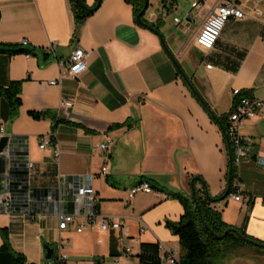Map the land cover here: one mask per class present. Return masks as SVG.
Masks as SVG:
<instances>
[{
    "label": "crops",
    "instance_id": "obj_1",
    "mask_svg": "<svg viewBox=\"0 0 264 264\" xmlns=\"http://www.w3.org/2000/svg\"><path fill=\"white\" fill-rule=\"evenodd\" d=\"M225 1L246 17L228 19L215 46L205 50L195 35ZM95 2L85 0L89 7ZM135 17L126 0H102L76 26L69 0H0V43L25 40L35 52L0 54V87L21 82L15 113L0 96L7 151L0 155V195L9 197L8 207L0 204V228L28 263L48 264L44 245L56 247L53 261L67 242L61 248L65 264H138L142 242L158 243L162 253L180 259L178 238L165 222H177L183 206L167 193L190 195L193 177L204 181L212 198L226 190L229 150L210 113L226 116L235 88L264 101V0H148L143 19L157 24L161 37ZM76 48L88 58L86 70L73 79L67 61ZM239 131L253 144L239 169L243 196L252 199L244 203L229 195L213 206L225 223L245 222L247 235L264 240V170L256 162L264 156V113L245 119ZM42 136L59 145L58 160L51 146L39 148ZM101 143L108 146L106 158ZM90 181L99 214L122 221V228L102 230L97 220L82 232L75 224L59 230L51 202L72 211L74 188ZM141 182L157 194L139 192L128 201V190Z\"/></svg>",
    "mask_w": 264,
    "mask_h": 264
},
{
    "label": "trees",
    "instance_id": "obj_2",
    "mask_svg": "<svg viewBox=\"0 0 264 264\" xmlns=\"http://www.w3.org/2000/svg\"><path fill=\"white\" fill-rule=\"evenodd\" d=\"M101 1L102 0H96L95 4L92 7H89L85 3V0H69L76 26L81 24L92 14ZM126 1L132 5L135 15L141 11L144 5V0ZM142 20L148 25L158 28L157 24L146 22L143 19V16ZM34 53L33 49L26 48L25 45L21 43H0V54L11 56L16 54L32 55ZM20 84V81H13L7 87H0V96L8 102L11 113H15L21 103L19 98ZM192 91L197 96L195 91ZM242 95L246 96L247 94L242 93ZM198 100L209 111L202 99L198 97ZM31 115L34 118H40L43 114L31 112ZM210 115L219 123L224 135V141L231 152L232 158L233 150L225 126L226 116L215 117L212 113H210ZM231 163L232 162L229 160L228 167ZM227 179L228 170L226 173V187L228 185ZM235 179L241 181L239 175L236 174L235 167L232 166L229 194L227 196L232 193V184ZM200 182L204 184L200 188H196L195 184L197 181L194 182L195 199H192L191 193L188 196H183L177 192L167 193L170 198L178 199L183 206V213L177 222H165L166 227L178 238L182 250L179 264H220L228 252L245 247L247 244H253L251 243L252 241L256 242L257 244L255 246L260 248L257 251L264 253V240H259L247 235L245 231V222L241 227H236L227 224L222 220L220 212L213 206L218 198L216 199L210 196L206 197L205 183L201 178ZM251 199L252 198L249 195V200L251 201ZM95 209L97 210L96 205ZM245 220L246 218L244 221ZM206 226L210 230H208ZM227 229H233L235 231L229 232L222 240H216L210 232L212 231L213 233L220 235ZM0 234L2 236V244L0 245V264H34L28 263L24 255L12 250L8 241L6 229L0 228ZM136 258L138 264H163L159 244L155 242H142L139 246ZM50 264L58 263L52 262Z\"/></svg>",
    "mask_w": 264,
    "mask_h": 264
},
{
    "label": "built area",
    "instance_id": "obj_3",
    "mask_svg": "<svg viewBox=\"0 0 264 264\" xmlns=\"http://www.w3.org/2000/svg\"><path fill=\"white\" fill-rule=\"evenodd\" d=\"M192 8L198 9L200 4L198 2L192 3ZM193 14V11L190 13ZM256 14H259V11H256ZM246 17V14L240 7L233 1H225L218 4L213 10L212 14L202 23L201 27L195 35V40L197 43L203 47L205 50H210L215 46L216 41L220 37L222 30L226 21L230 18L240 20ZM175 23H180L178 18L174 19ZM189 30L187 24L183 27V32L186 33ZM21 44H27L25 40ZM52 48V47H51ZM87 58L88 53L84 52L81 48H76L67 61V68L69 76L73 79H76L80 74H82L87 68ZM210 67V65H207ZM52 83H55L52 81ZM234 96V102L232 109L226 115L225 126L226 132L231 141V146L233 150L232 156V166L236 169V174L239 175V169L242 161L251 156L253 153V144L252 141L244 137L239 129L242 122L245 119L252 118L259 113H264V101L255 99L249 96L242 95L240 89L235 88L232 91ZM67 105H71L70 101H65ZM3 136V128L0 127V139ZM39 148H45L48 146L52 147V152L55 160H58L60 157V148L58 144H55L52 139L46 137H40L38 139ZM99 148L102 151L104 158L107 157L109 151L106 143L99 144ZM7 154L6 150H1L0 155L5 156ZM256 162L264 170V156H257ZM32 166L31 163L27 165L28 168ZM106 166L100 168V174H106ZM243 185L241 181L235 179L232 184V193L230 196L235 201H242L244 203H249V195L243 196ZM145 192V193H156L154 189L150 186L148 182H141L133 186L128 190L127 200H131L136 193ZM168 196V195H167ZM166 196V197H167ZM169 197V196H168ZM260 201L264 204V193L259 196ZM9 197L7 194L0 195V204L7 206L9 205ZM56 200L53 199L52 204V213L57 218V227L59 230H66L70 227L71 224H75V231L82 232L88 224H94L96 221H99V227L102 230H117L122 228V221L112 219L111 217L102 216L95 209L96 195L95 191L91 185V181L77 185L74 188L72 195V211H65L60 209L58 206L55 209L54 205ZM69 242L66 244H60L58 246L59 253L57 257L50 263H65L67 260V255L61 251L63 246H68ZM161 252V259L163 264H179V259L173 254L168 253L167 251L163 252L164 247L159 245ZM48 263V264H50ZM97 264H121L118 259L112 261L98 260Z\"/></svg>",
    "mask_w": 264,
    "mask_h": 264
},
{
    "label": "water",
    "instance_id": "obj_4",
    "mask_svg": "<svg viewBox=\"0 0 264 264\" xmlns=\"http://www.w3.org/2000/svg\"><path fill=\"white\" fill-rule=\"evenodd\" d=\"M147 7H148V0H144L143 8H142L141 11L136 15L135 20H136V22H137L138 24H141V25L146 26L148 29L152 30L154 33L158 34V35L161 37L159 31H158L156 28H154V27L148 25L147 23H145V22L142 20V16L144 15V13H145ZM176 65H177V64H176ZM181 74H182V76L184 77V79L187 81V83H189L187 77H186L183 73H181ZM189 86L192 88V86L190 85V83H189ZM5 143H6V138H5V137H4V138H1V139H0V151L2 150V148H3V146H4ZM228 150H229V148H228ZM229 160H230V162H232L231 152H230V151H229ZM231 167H232V163H231V164L229 165V167H228V179H227L228 185H227V187H226L225 192L223 193V195H221V196L218 198V200H222V199H224V198L229 194V183H230ZM195 181H200V178H199V177H193V178L190 180V193H191L192 199H195V197H194V182H195ZM203 185H204V184H203ZM205 195H206V197L209 196V195H208V191H207L206 186H205ZM206 228H207L208 230H210L207 226H206ZM232 231H235V230H233V229H227L223 234H220V235H217V234L213 233L212 231H210V232H211V234L213 235V237H214L216 240H222V239H223V238H224L229 232H232ZM251 243H253V245H256V244H257L256 242H253V241H252ZM262 246H263V245H262ZM55 248H56V247L50 246V245H48V244H45V245H44V249H45V260H46L47 263H50V262H51V260H52V256H53V254H54V252H55Z\"/></svg>",
    "mask_w": 264,
    "mask_h": 264
},
{
    "label": "rangeland",
    "instance_id": "obj_5",
    "mask_svg": "<svg viewBox=\"0 0 264 264\" xmlns=\"http://www.w3.org/2000/svg\"><path fill=\"white\" fill-rule=\"evenodd\" d=\"M243 180L245 184L249 182L247 176L243 177ZM229 200L230 197L227 196L221 202L225 203ZM259 249L253 244H247L245 247L231 250L226 254L220 264H264V253L258 252L257 250Z\"/></svg>",
    "mask_w": 264,
    "mask_h": 264
},
{
    "label": "bare ground",
    "instance_id": "obj_6",
    "mask_svg": "<svg viewBox=\"0 0 264 264\" xmlns=\"http://www.w3.org/2000/svg\"><path fill=\"white\" fill-rule=\"evenodd\" d=\"M23 45H27V44H23Z\"/></svg>",
    "mask_w": 264,
    "mask_h": 264
}]
</instances>
